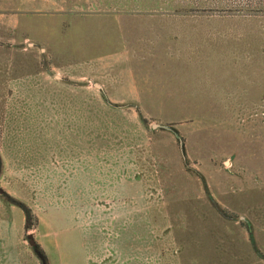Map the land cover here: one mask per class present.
Instances as JSON below:
<instances>
[{
    "label": "rangeland",
    "instance_id": "1",
    "mask_svg": "<svg viewBox=\"0 0 264 264\" xmlns=\"http://www.w3.org/2000/svg\"><path fill=\"white\" fill-rule=\"evenodd\" d=\"M0 190V264H264V0H0Z\"/></svg>",
    "mask_w": 264,
    "mask_h": 264
},
{
    "label": "water",
    "instance_id": "2",
    "mask_svg": "<svg viewBox=\"0 0 264 264\" xmlns=\"http://www.w3.org/2000/svg\"><path fill=\"white\" fill-rule=\"evenodd\" d=\"M97 87H98L99 89H101V86L97 85ZM165 129L170 130L168 127H165ZM0 192L3 193L2 190H0ZM28 240H29V243H30L31 246L36 247V242H35V240H34V238H33L32 235H29V236H28Z\"/></svg>",
    "mask_w": 264,
    "mask_h": 264
}]
</instances>
